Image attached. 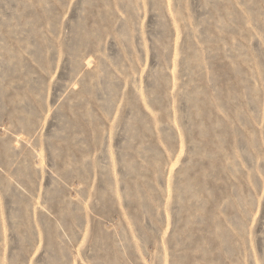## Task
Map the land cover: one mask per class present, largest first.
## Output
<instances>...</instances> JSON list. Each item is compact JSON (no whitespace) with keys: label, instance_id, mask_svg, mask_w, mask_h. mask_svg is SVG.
<instances>
[{"label":"rangeland","instance_id":"374dc122","mask_svg":"<svg viewBox=\"0 0 264 264\" xmlns=\"http://www.w3.org/2000/svg\"><path fill=\"white\" fill-rule=\"evenodd\" d=\"M0 264H264V0H0Z\"/></svg>","mask_w":264,"mask_h":264}]
</instances>
